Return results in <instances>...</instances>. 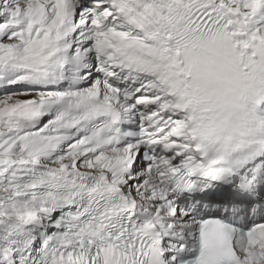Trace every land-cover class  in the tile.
Returning a JSON list of instances; mask_svg holds the SVG:
<instances>
[{
    "label": "snow or ice",
    "instance_id": "snow-or-ice-1",
    "mask_svg": "<svg viewBox=\"0 0 264 264\" xmlns=\"http://www.w3.org/2000/svg\"><path fill=\"white\" fill-rule=\"evenodd\" d=\"M0 264H264V0H0Z\"/></svg>",
    "mask_w": 264,
    "mask_h": 264
}]
</instances>
